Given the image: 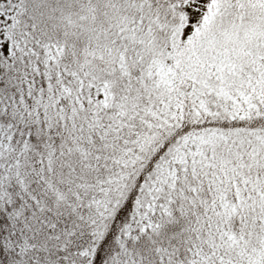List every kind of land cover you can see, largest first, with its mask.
Instances as JSON below:
<instances>
[{
	"label": "snow or ice",
	"instance_id": "1",
	"mask_svg": "<svg viewBox=\"0 0 264 264\" xmlns=\"http://www.w3.org/2000/svg\"><path fill=\"white\" fill-rule=\"evenodd\" d=\"M0 264H264V0H0Z\"/></svg>",
	"mask_w": 264,
	"mask_h": 264
}]
</instances>
